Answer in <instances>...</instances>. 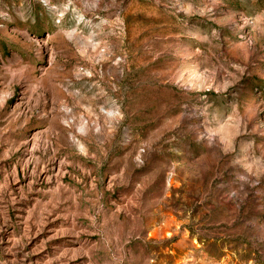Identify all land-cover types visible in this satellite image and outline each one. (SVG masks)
Masks as SVG:
<instances>
[{
  "label": "rangeland",
  "instance_id": "1",
  "mask_svg": "<svg viewBox=\"0 0 264 264\" xmlns=\"http://www.w3.org/2000/svg\"><path fill=\"white\" fill-rule=\"evenodd\" d=\"M0 264H264V0H0Z\"/></svg>",
  "mask_w": 264,
  "mask_h": 264
}]
</instances>
